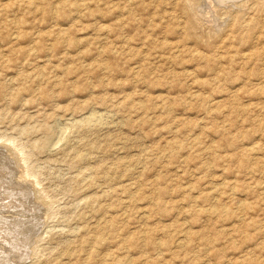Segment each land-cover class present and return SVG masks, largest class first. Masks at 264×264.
<instances>
[{
	"label": "rangeland",
	"instance_id": "obj_1",
	"mask_svg": "<svg viewBox=\"0 0 264 264\" xmlns=\"http://www.w3.org/2000/svg\"><path fill=\"white\" fill-rule=\"evenodd\" d=\"M0 264H264V0H0Z\"/></svg>",
	"mask_w": 264,
	"mask_h": 264
},
{
	"label": "bare ground",
	"instance_id": "obj_2",
	"mask_svg": "<svg viewBox=\"0 0 264 264\" xmlns=\"http://www.w3.org/2000/svg\"><path fill=\"white\" fill-rule=\"evenodd\" d=\"M223 1V0H222ZM92 119V118H91ZM93 120V119H92ZM18 182V181H17ZM21 183V182H20ZM17 199V198H16ZM8 215V214H7ZM2 218V217H1ZM10 223V222H9ZM14 235V234H13ZM16 237V236H15Z\"/></svg>",
	"mask_w": 264,
	"mask_h": 264
}]
</instances>
